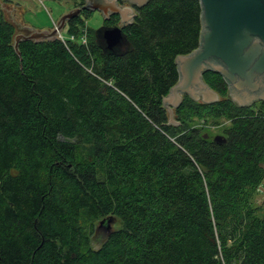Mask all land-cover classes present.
Here are the masks:
<instances>
[{
    "label": "trees",
    "instance_id": "1",
    "mask_svg": "<svg viewBox=\"0 0 264 264\" xmlns=\"http://www.w3.org/2000/svg\"><path fill=\"white\" fill-rule=\"evenodd\" d=\"M200 15L198 0H150L109 51L83 11L18 55L0 2V264H264V103L237 106L211 71L217 102L184 95L174 123L163 102Z\"/></svg>",
    "mask_w": 264,
    "mask_h": 264
},
{
    "label": "water",
    "instance_id": "2",
    "mask_svg": "<svg viewBox=\"0 0 264 264\" xmlns=\"http://www.w3.org/2000/svg\"><path fill=\"white\" fill-rule=\"evenodd\" d=\"M124 1L141 8L150 0ZM198 2L201 7L199 47L191 54L176 58L179 80L163 99L170 123H174L173 109L179 107L184 95L207 105L218 101V94L203 80V74L208 71L222 76L229 84L232 100L237 106L244 107L252 100L264 99V93L260 92L264 84V0ZM82 11L98 12L103 20L110 15L119 17V25L102 30V39L109 51L120 46L124 40L122 29L135 16L130 6H120L117 0H84L81 8H73L61 15L51 30L29 29L28 34H17L14 39L16 53L20 55L18 44L21 40L41 42L57 39L67 23ZM213 140L224 141L220 135Z\"/></svg>",
    "mask_w": 264,
    "mask_h": 264
},
{
    "label": "rangeland",
    "instance_id": "3",
    "mask_svg": "<svg viewBox=\"0 0 264 264\" xmlns=\"http://www.w3.org/2000/svg\"><path fill=\"white\" fill-rule=\"evenodd\" d=\"M0 2L6 19L13 21L17 26V31L22 34L29 33V30L25 28L26 26L35 30H45V28L50 30L54 27L61 15L76 8V2L74 0H0ZM85 23L88 28L98 31L96 32L97 38H99L103 44L102 30L108 27L103 26L102 15L98 12H92L90 16L85 19ZM61 35L67 37V27L61 31ZM118 47H120V50H124L126 44L124 45L122 41ZM227 123L226 121L221 122L223 125H227ZM210 130V134L214 138L217 135V128L212 127ZM260 187H262V189L259 188L260 194L255 198V205L257 206L261 205L264 197V180ZM104 220L105 219H101L94 222V231L91 235V245L93 248L99 247L101 242L108 235V232L118 229L121 226L118 220L111 218L107 221V226L109 228L107 232L104 228H100V224Z\"/></svg>",
    "mask_w": 264,
    "mask_h": 264
},
{
    "label": "flooded vegetation",
    "instance_id": "4",
    "mask_svg": "<svg viewBox=\"0 0 264 264\" xmlns=\"http://www.w3.org/2000/svg\"><path fill=\"white\" fill-rule=\"evenodd\" d=\"M117 2H118V4L120 5V6H130L132 9H133V12L135 13L136 12V9L138 8L136 5H131V4H129V3H126L124 0H117ZM82 6H80V7H78V8H81ZM83 12V11H82ZM82 12H81V14L79 15V16H81L82 15ZM89 12V11H88ZM90 14H91V12H89ZM113 16H115V15H110L109 16V18L107 19V20H103V22H105V21H109ZM117 25H119V17H118V23H116V25L115 26H117ZM103 26H105V27H111V26H108V25H106L105 23H103ZM115 26H112V27H115ZM222 77V76H221ZM222 79H223V77H222ZM223 81H224V83H225V85H226V90H227V97H228V99L231 101V102H233V100H232V94H233V92H232V90L230 89V86H229V84L223 79ZM263 85V88L261 89V91L260 92H262V93H264V84H262ZM259 92V93H260ZM219 97V96H218ZM233 103H235V102H233ZM259 103H264V99H255V100H252L250 103H248V104H246L244 107H255L256 105H258ZM236 104V103H235ZM237 105V104H236ZM217 135H219V134H217ZM108 221V220H107ZM107 221H105V222H103V223H101L100 224V228H104L107 232L109 231V228H108V226H107ZM99 228V229H100ZM110 232H108L107 234H109Z\"/></svg>",
    "mask_w": 264,
    "mask_h": 264
},
{
    "label": "built area",
    "instance_id": "5",
    "mask_svg": "<svg viewBox=\"0 0 264 264\" xmlns=\"http://www.w3.org/2000/svg\"><path fill=\"white\" fill-rule=\"evenodd\" d=\"M58 38L61 39V40H63L64 39V36H62L61 33H60V35H58ZM82 42H84V39H82Z\"/></svg>",
    "mask_w": 264,
    "mask_h": 264
},
{
    "label": "crops",
    "instance_id": "6",
    "mask_svg": "<svg viewBox=\"0 0 264 264\" xmlns=\"http://www.w3.org/2000/svg\"><path fill=\"white\" fill-rule=\"evenodd\" d=\"M28 27H29V26H28ZM28 27L26 26L25 28L28 29V30H29V29H33V28H31V27H29V28H28ZM47 29H48V28H45V30H47ZM50 30H51V29H50Z\"/></svg>",
    "mask_w": 264,
    "mask_h": 264
}]
</instances>
